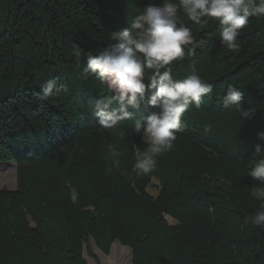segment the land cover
I'll return each instance as SVG.
<instances>
[{
	"label": "trees",
	"instance_id": "1",
	"mask_svg": "<svg viewBox=\"0 0 264 264\" xmlns=\"http://www.w3.org/2000/svg\"><path fill=\"white\" fill-rule=\"evenodd\" d=\"M149 3L162 0H0V163L17 173L16 190H0V264H87L85 253L101 264L93 246L109 256L114 243L132 264H264V228L246 223L260 206L248 172L264 147V17L250 18L229 52L218 24L178 13L200 46L171 71H196L213 91L190 105L154 170L137 174L135 152L148 145L134 123L157 109L128 108L130 119L102 129L93 114L111 93L82 69ZM52 80L57 94L41 100ZM227 85L245 93L250 118L223 107ZM111 150L122 155L108 174Z\"/></svg>",
	"mask_w": 264,
	"mask_h": 264
},
{
	"label": "clouds",
	"instance_id": "2",
	"mask_svg": "<svg viewBox=\"0 0 264 264\" xmlns=\"http://www.w3.org/2000/svg\"><path fill=\"white\" fill-rule=\"evenodd\" d=\"M182 12L188 21L202 27L209 22L218 24L219 40L229 52L239 51L237 38L252 17H264V0H162L160 4H147L128 26L111 34V43L93 55L86 54L82 76L89 75L107 86L111 95L98 102L94 112L97 124L105 130L118 128L121 121L130 119L127 109L154 108L142 120H136L133 131L141 135L147 149L135 152L134 168L137 174H148L156 166V158L173 148L177 133L183 131L182 116L190 105L200 106L201 98L213 91V84L205 81L193 71L183 79L175 78L170 65L195 53L194 36L178 13ZM201 44L203 42H200ZM194 45L187 48L186 46ZM81 51L74 53L79 64ZM147 81V83H145ZM57 94V82L48 81L41 89L40 99L47 101ZM245 93L239 88L227 85L223 107L240 109ZM113 104L117 107L113 108ZM252 111L241 110L243 121L250 118ZM264 141V132L257 134ZM112 151V165L106 169L110 174L119 168L122 153ZM257 162L248 176L258 185H253L250 196L260 202L258 210L246 217V223L264 228V147L254 146ZM70 200L78 202L79 193L70 182Z\"/></svg>",
	"mask_w": 264,
	"mask_h": 264
},
{
	"label": "rangeland",
	"instance_id": "3",
	"mask_svg": "<svg viewBox=\"0 0 264 264\" xmlns=\"http://www.w3.org/2000/svg\"><path fill=\"white\" fill-rule=\"evenodd\" d=\"M155 184H157L154 181ZM17 187V173L16 165L13 163H0V190L8 189L9 191H15ZM153 194L156 192L150 190ZM172 224L173 221L168 219ZM93 252L100 259L101 264H132V254L126 247L121 246L119 243L112 245L109 256H105L101 251L93 246ZM85 261L87 264H94V262L84 254Z\"/></svg>",
	"mask_w": 264,
	"mask_h": 264
}]
</instances>
